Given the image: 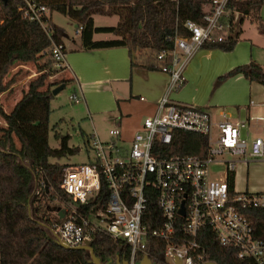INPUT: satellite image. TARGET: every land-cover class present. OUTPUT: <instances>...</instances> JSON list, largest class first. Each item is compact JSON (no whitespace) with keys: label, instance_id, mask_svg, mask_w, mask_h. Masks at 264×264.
I'll list each match as a JSON object with an SVG mask.
<instances>
[{"label":"built area","instance_id":"built-area-1","mask_svg":"<svg viewBox=\"0 0 264 264\" xmlns=\"http://www.w3.org/2000/svg\"><path fill=\"white\" fill-rule=\"evenodd\" d=\"M228 2L207 0L202 23L185 21L186 35L173 37L171 53L162 50L154 55L159 71L168 76V92L182 87L186 64L204 45L231 36L238 14L230 20ZM25 4L24 17L39 23L49 37L46 8L27 0ZM50 55L55 68H64L61 45L52 44ZM69 100L79 104L82 98L73 93ZM247 127L245 120H217L207 108L174 102L165 95L155 101L154 114L141 121L129 140L120 129L110 130L105 143L93 133L89 143L93 156L62 170L59 187L68 202L61 209L63 219L57 218L52 228L57 243L74 249L103 234L129 248L128 264L149 259L151 247L161 250L164 264H175V259L180 264H217L205 247L211 237L220 248L232 250L237 260L264 264V239L254 236L243 215L248 208L264 210V192L237 193L227 182L238 162L264 161V139H250ZM174 132L203 136L205 156L170 153ZM212 165L225 168L223 175L213 178Z\"/></svg>","mask_w":264,"mask_h":264},{"label":"trees","instance_id":"trees-1","mask_svg":"<svg viewBox=\"0 0 264 264\" xmlns=\"http://www.w3.org/2000/svg\"><path fill=\"white\" fill-rule=\"evenodd\" d=\"M26 0H0V9L7 23L0 29V95L10 89L4 78L16 63H33L42 75L29 83L27 91L10 113L0 105V264H92L89 253L83 250H64L56 241L52 228L58 221L55 211L68 202L59 184L66 167L50 160H60L78 153L68 146L69 136L54 135L59 146L48 145V118L52 90L69 81L60 80L45 85L47 77L61 72L55 68L50 55L52 44L61 45L63 30L44 18L50 30L49 37L42 26L24 17ZM67 16L80 28V49L83 51L125 48L134 65V55L162 50L171 53L175 35L185 36L183 23H202L203 6L207 0H27ZM23 9V10H20ZM230 20L238 14L237 24L250 17L260 20L264 0H229ZM117 17L115 26L95 27L93 17ZM241 31H231L224 42L204 45L202 49L230 52ZM95 34H109L111 40H94ZM63 47V46H62ZM65 53V49L63 47ZM155 60V59H154ZM156 62V61H155ZM158 69V63L155 64ZM241 75L249 83L261 86L264 93V69L251 61L238 66L218 78L215 87L225 79ZM19 148L16 147V142ZM206 139L198 134L174 132L172 150L176 155L204 157ZM169 154V153H168ZM229 189L234 188V173L227 176ZM87 208L81 209L86 212ZM52 213V214H51ZM243 215L249 220L253 234L264 239V210L248 208ZM95 257L101 264H115L129 259V248L114 242L108 236L96 234L91 242ZM205 247L209 258L217 264H252L240 261L232 250L217 246L215 239L207 238ZM161 250L151 247L149 259L153 264H164Z\"/></svg>","mask_w":264,"mask_h":264},{"label":"crops","instance_id":"crops-1","mask_svg":"<svg viewBox=\"0 0 264 264\" xmlns=\"http://www.w3.org/2000/svg\"><path fill=\"white\" fill-rule=\"evenodd\" d=\"M93 24L95 27H111L96 25L95 17ZM252 31L254 32L251 34L249 29L241 28L236 46L230 52L217 49L199 50L186 64L183 71L184 84L172 92L167 91L168 76L155 69L153 56L152 60H148L141 57V53H137L134 55V65L131 66L125 48L83 51L80 49V41H73L68 48L61 41L65 49L61 79L75 84L78 93L75 90L74 93L82 98L81 103L85 102L86 88L100 86L105 90V105L93 115L111 119L112 122H107L108 133L113 129L110 127L112 123L121 126V115L131 103L140 104L146 111L145 117H148L155 112V101L166 95L174 102L207 108L217 120H245L249 137L253 133L255 138L264 139V93L261 86L236 75L215 87L218 78L251 61L264 69V33L260 30ZM93 39L111 40L114 36L95 34ZM243 42H248L249 45ZM249 163L252 161L246 164ZM253 165L245 168L241 161L236 164V192H264V173L260 171L261 167Z\"/></svg>","mask_w":264,"mask_h":264},{"label":"rangeland","instance_id":"rangeland-1","mask_svg":"<svg viewBox=\"0 0 264 264\" xmlns=\"http://www.w3.org/2000/svg\"><path fill=\"white\" fill-rule=\"evenodd\" d=\"M47 18L52 22L53 25L59 27L63 30V36L61 41L68 48L69 44L74 41L79 43V34H76L78 30L77 25L71 21L67 16L62 15L55 11H48L46 13ZM260 20L256 22H251V18L247 17L243 19L242 24H237L235 31L244 30L262 31L264 33V9L260 11ZM117 17H102L95 16L96 25H106L115 26L117 23ZM7 23V19L2 14L0 9V29L3 25ZM247 43L248 42H243ZM141 57H146L148 60H152L154 53L151 51L142 52ZM153 56V57H152ZM204 73V71H202ZM61 72L47 77L42 90L45 85L52 82H59L61 79ZM42 73H37L36 67L33 63H16L8 71L4 78L5 83H10V89L5 93L0 95V105L6 113H10L13 106L20 100V97L27 91V87L30 82L39 78ZM74 90L78 93L75 84L69 83L64 87L58 94L52 96L49 106L50 114L48 118L49 131H48V145L52 149H56L59 146V141L54 138V135L58 136H69L70 140L68 142L69 147H74L78 149V153L74 155H67L60 160H50L52 163L56 162L60 165L73 166L81 165L88 161V158L93 156V152L90 149L89 143L91 142V135L96 133L97 137L102 143L109 140L108 135V121L106 117H97L93 113L98 112L100 108L103 107L106 96L104 95L103 88L99 87H88L84 95L85 102L74 104L69 100V97L74 93ZM88 91V93H87ZM78 95V94H77ZM186 104V103H184ZM146 111L137 102L131 103L125 112L121 115V126L117 123H110V127L113 129H120L121 135L129 140L133 133L138 129L139 124L146 116ZM112 122V121H111ZM4 123L0 119V129L4 128ZM83 134H81V133ZM83 135V137L81 136ZM256 135L252 133L250 139H254ZM261 136V135H259ZM1 137V133H0ZM16 142V141H15ZM16 147L19 148L16 142ZM242 158V157H241ZM240 157L236 159L240 160ZM263 161H252V163H243L245 168L248 165H253V167H261L260 171L264 173V163ZM210 172L213 178H219L223 175L225 168L220 165L210 166ZM251 169V168H249ZM234 178L236 179V168L233 171ZM236 192V191H235ZM238 193V192H237ZM52 214V213H51Z\"/></svg>","mask_w":264,"mask_h":264},{"label":"water","instance_id":"water-1","mask_svg":"<svg viewBox=\"0 0 264 264\" xmlns=\"http://www.w3.org/2000/svg\"><path fill=\"white\" fill-rule=\"evenodd\" d=\"M4 3L6 2V0H2ZM65 86L63 84L57 86L56 88H54L51 92L52 96H55L56 94H58ZM57 211V218L58 219H63L64 217V212L57 208L56 209ZM179 213L183 214V209H180ZM64 250H83V251H86L89 253V256H90V263L92 264H101L100 261L95 257L94 253H93V250L91 248V245H85V246H82V247H78V248H67L65 246H62L60 245ZM175 264H180V262L178 260H174ZM115 264H128L127 261H120L118 258L115 262ZM138 264H152L150 262V260L148 258H144L141 262H139Z\"/></svg>","mask_w":264,"mask_h":264}]
</instances>
